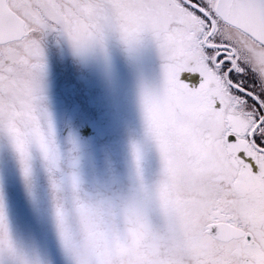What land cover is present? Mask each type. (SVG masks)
Listing matches in <instances>:
<instances>
[{
    "label": "snow or ice",
    "instance_id": "6c2138e0",
    "mask_svg": "<svg viewBox=\"0 0 264 264\" xmlns=\"http://www.w3.org/2000/svg\"><path fill=\"white\" fill-rule=\"evenodd\" d=\"M0 264H264V0H0Z\"/></svg>",
    "mask_w": 264,
    "mask_h": 264
}]
</instances>
